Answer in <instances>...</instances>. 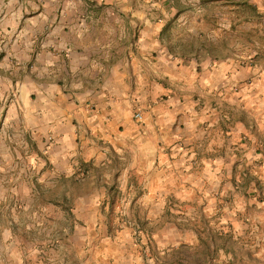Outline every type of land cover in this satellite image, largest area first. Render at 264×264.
Here are the masks:
<instances>
[{
    "label": "crops",
    "instance_id": "1",
    "mask_svg": "<svg viewBox=\"0 0 264 264\" xmlns=\"http://www.w3.org/2000/svg\"><path fill=\"white\" fill-rule=\"evenodd\" d=\"M175 12L0 0V250L70 235L86 264H160L263 200L264 67L174 57Z\"/></svg>",
    "mask_w": 264,
    "mask_h": 264
},
{
    "label": "trees",
    "instance_id": "2",
    "mask_svg": "<svg viewBox=\"0 0 264 264\" xmlns=\"http://www.w3.org/2000/svg\"><path fill=\"white\" fill-rule=\"evenodd\" d=\"M174 7V16L160 32L174 57L219 60L233 55L246 58L242 64L264 66V12L253 0H194L187 5L174 0ZM205 223L202 232L198 231V245L179 246L160 264H212L217 250L225 246L215 247L214 237L207 240L203 235L213 228L220 238L228 235H222L221 227L215 229Z\"/></svg>",
    "mask_w": 264,
    "mask_h": 264
},
{
    "label": "rangeland",
    "instance_id": "3",
    "mask_svg": "<svg viewBox=\"0 0 264 264\" xmlns=\"http://www.w3.org/2000/svg\"><path fill=\"white\" fill-rule=\"evenodd\" d=\"M184 4L194 0H181ZM256 5L264 12V0H257ZM217 31H213L216 34ZM240 47L236 49V54ZM235 54V55H236ZM237 64L246 62V58L231 56ZM263 66V65H260ZM264 67V66H263ZM257 115V114H256ZM264 192V181L262 184ZM263 200L249 201L245 212H239L236 223L220 222L215 229L221 227L222 235L219 237L214 230L203 235L209 240L214 237L215 247L224 244V250H217V264H264V194ZM240 204V203H237ZM233 210V209H227ZM211 219L210 216L203 217ZM230 235V236H229ZM13 246L3 245L0 250V264H86L82 246L72 242L70 235H16ZM212 260V264H214Z\"/></svg>",
    "mask_w": 264,
    "mask_h": 264
},
{
    "label": "built area",
    "instance_id": "4",
    "mask_svg": "<svg viewBox=\"0 0 264 264\" xmlns=\"http://www.w3.org/2000/svg\"><path fill=\"white\" fill-rule=\"evenodd\" d=\"M134 118H135L136 120H140V119H141V113H140L139 110H136V111L134 112Z\"/></svg>",
    "mask_w": 264,
    "mask_h": 264
}]
</instances>
